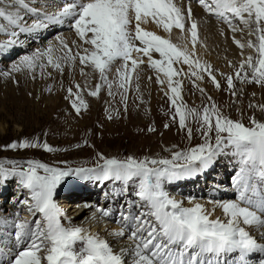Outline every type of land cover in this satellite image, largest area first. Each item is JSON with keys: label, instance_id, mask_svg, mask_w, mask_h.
Returning a JSON list of instances; mask_svg holds the SVG:
<instances>
[{"label": "snow or ice", "instance_id": "obj_1", "mask_svg": "<svg viewBox=\"0 0 264 264\" xmlns=\"http://www.w3.org/2000/svg\"><path fill=\"white\" fill-rule=\"evenodd\" d=\"M197 2L227 23L233 32L242 30L235 23L239 21L249 35L256 36L257 43L250 40L247 45L234 37L242 50L247 46L258 52L257 59L248 56L241 62L235 76L242 83L255 82L264 86V0ZM62 3L55 13L42 12L26 0H14L7 9L0 7V18L18 29L11 31L13 39L0 48L16 44L20 33H33L65 22L82 41L81 51L74 53L58 36L62 56L54 57V46L49 45L42 52L25 55L19 65L14 66V71L22 67L35 70L37 66L43 71L51 65L62 72L64 63L75 66L79 58L84 66L81 75H88L84 68L89 66L100 74L102 83L90 91L91 96H98L105 85L112 95L116 83L123 90L121 97L126 101L134 77L138 78L135 76L137 69L145 62L143 57H147L150 67L158 73L157 82L162 86L167 83L171 92L170 102L175 110L173 120L178 117L179 127L187 130L189 138L193 130L187 122L197 123V131L204 142L186 151L174 152L171 159L146 157L138 160L131 156L117 159L101 154L102 163L93 168H61L35 160L27 161L26 166L10 161L12 167H5L0 163V184L16 179L26 192V198L19 203L27 207L34 218L32 221L19 219L18 213L11 221L0 218V264H264V122L253 117L251 126H246L242 121L233 120L222 113L211 97H208L210 104L204 106L202 112L183 102L182 81L174 77L190 74L195 77L193 85L199 88L196 81L204 78L202 72H207L215 86L220 87L211 66L196 56L198 22L192 18L190 4L185 12L175 0H62ZM21 9L37 19L30 25L25 23ZM150 20L169 36L173 29L183 34L190 21L187 31L191 50L187 43H173L170 38L142 27ZM0 31H3L2 25ZM184 39L182 35L181 40ZM153 53H158L160 59H155ZM45 57L47 65H38ZM117 61L122 63L116 68L117 80L112 81L108 73ZM181 63L188 65L189 73L174 67ZM245 66L251 70V76ZM161 73L166 80L161 79ZM227 85L230 90L235 88L232 76L227 77ZM75 87L76 92L72 88L68 92L74 98L72 107L79 114L88 105L80 94L81 86L76 84ZM199 90L202 94L205 91ZM232 95H236L235 91ZM6 147H43L48 152L56 151L47 143L28 140ZM224 155L237 160L236 199L215 201L214 208L209 211L200 203L185 207L165 190V183L200 174ZM73 176L84 181L114 180L121 182V187L135 186L133 190L139 203L132 201L124 206L119 221L122 226L111 233L118 239L126 238L129 241L126 247L117 250L98 233L63 222L65 213L55 197L58 189ZM216 208L222 209L226 220L211 218ZM99 211L102 217L112 215L108 209ZM245 226H254L257 235Z\"/></svg>", "mask_w": 264, "mask_h": 264}, {"label": "rangeland", "instance_id": "obj_2", "mask_svg": "<svg viewBox=\"0 0 264 264\" xmlns=\"http://www.w3.org/2000/svg\"><path fill=\"white\" fill-rule=\"evenodd\" d=\"M52 1L26 0L30 6L37 7L42 12L55 13L62 7V4L56 1H53V4ZM13 3L14 0H0V7L7 9ZM48 3H52L53 9L47 5ZM192 6L198 5L192 4ZM23 11L26 12V10L21 9L22 13ZM26 14L23 13V16L25 23L29 25L37 19L31 14L28 15L27 12ZM0 25L3 26V31H0V45H4L7 44L5 39H12L11 31H18V29H15L3 18L0 19ZM238 26L242 30H238V33L235 34V40H239L245 45L250 40L253 44L257 43L256 36L249 35L243 24L239 23ZM72 31L73 29L61 32ZM61 32L59 30L51 32L47 39L42 40L43 43L36 41L39 45L38 50L42 52L49 45H53L55 49L53 56L57 58L62 56L64 53L61 51V46L50 42L56 36L55 34ZM76 36L78 35L76 34ZM20 44L19 42L17 46L19 47ZM214 46L215 51L210 54L216 65L211 68V71L220 83V87L215 86L207 72H202L201 75L204 78L196 81L199 88L193 85L195 77L190 74L187 76L182 74L179 78L182 81L183 102L189 108H195L202 112L203 107L210 104L208 97H211L212 102L219 106L222 113L233 120L242 121L246 126H251L250 121L253 117L257 121L264 122V87L255 82L242 83L235 76V73L240 69L241 62L245 61L248 56H252L254 60L257 59L258 52L254 47L249 48L247 46L242 50L234 42V37H229L227 40L223 39ZM72 49L74 53L79 51L77 45ZM38 50H24L14 53V50H10L9 47L0 48V62H4L3 60L15 62L22 56L35 54ZM39 63L47 65V58L39 61L38 65ZM82 66L79 58H77L75 66L64 63L62 72L51 65H47L43 71L39 66L35 70L22 67L20 71H14V68L3 67L0 64V163L4 164L5 167H12L8 163L10 161L26 166L27 161L35 160L61 168H93L98 163H102L101 154L106 158L117 159H125L129 156L138 160L146 157L149 159H171L174 152L186 151L204 142L203 136L197 131V123L192 120L187 122L193 130L192 136L189 138L187 130L179 127L178 117L173 120L175 110L168 98L165 100L163 97L164 100L160 103H153L150 101L151 96L149 97L147 94L148 97L146 96L145 102L140 103L132 96L130 90L126 94L125 101L121 97L123 91L112 92L113 94L109 95V92L106 91V85L105 89L102 87L98 96H91L88 90H93L99 81L96 77L81 75L80 68ZM183 67L186 68L184 73H189L188 65L183 64ZM245 71L251 76V70L247 66H245ZM228 76H232L234 80L235 88L232 90L227 85ZM76 84L81 86L80 94L88 105L87 109H82L79 114L72 107L74 98L70 97L69 93L63 92L69 86L73 92H76ZM199 89H204V93L202 94ZM232 91H235L236 95H232ZM25 140L38 141L40 144L47 143L56 151L48 152L43 147L26 149L6 147L13 142L22 143ZM230 162H232L230 155L221 156L211 168L189 178L165 183L164 188L169 186L171 190L181 191L185 197L189 198L193 197L195 192L203 191L206 193L210 190L211 184L209 183L217 180L222 181L224 187L227 188V184L230 182V175L228 176L230 173L228 167L231 165L228 164ZM202 173L207 174L204 179H202ZM216 175L221 178L216 177ZM109 183L111 188L109 192L111 191L113 195L118 194V189L121 188L118 183L121 182L109 180ZM15 184H17L16 179L0 184V198L5 199L6 197L3 201L5 208L0 209V218L12 220L18 213L19 219H22L26 215L22 205L19 202L16 203L12 198L17 192ZM65 185L66 188L62 189L63 191L72 189L74 193L84 187L81 186V180L75 176L68 178L61 187ZM133 189L132 194L135 195ZM62 190L61 188L58 189L55 199L59 198L58 195ZM122 191L124 189L121 190V193ZM73 195V201H80L86 197L92 200L91 197H93V195ZM118 196L119 199L124 200L120 195ZM102 198L103 195L100 197L99 194L98 198L95 197L93 200L101 202ZM196 198L204 197L197 196ZM6 206L7 208L12 207L16 212L14 214L9 213L11 216L6 217V212H8ZM29 216L31 215L29 214Z\"/></svg>", "mask_w": 264, "mask_h": 264}, {"label": "bare ground", "instance_id": "obj_3", "mask_svg": "<svg viewBox=\"0 0 264 264\" xmlns=\"http://www.w3.org/2000/svg\"><path fill=\"white\" fill-rule=\"evenodd\" d=\"M175 2L178 4V6H181L185 10V12H186L188 5L191 4V3L186 4L184 0H183V2H180V0H175ZM197 5H198V7H193V6L191 7L192 18L198 22L199 42L197 43L196 49H195L196 56L199 58V60L201 62H207V64L210 65L211 68H213V66L216 65V62L210 53H213L215 51L214 45H216L217 42L218 43L221 42L223 39L227 40L229 37H235V34H237L238 31L233 32L229 28L227 23H225L221 19L217 18L215 15L210 14L208 11H206L203 8V6H201L199 4H197ZM23 13L25 15H27L26 12L23 11ZM23 13L21 12L22 15H23ZM28 15H30V14H28ZM235 23L239 24L240 22L236 21ZM189 25H190V21L188 23H186V29H185V32L183 34L180 32V30L173 29L170 36H169V33L165 32L162 29V27H158L151 20L147 24H143L142 27H144L148 31L156 32L157 34H159L165 38H170L173 43H176V44L187 43L189 50H191L192 45L190 42V34L187 31ZM55 26L65 28V29L70 28L68 26V23H65L63 25H50L47 29L37 30L36 32H33V33H20L18 35V37H16L17 43L10 46L9 49L12 51L14 50V53H16L17 51H24V50L36 51L39 49V45H37L38 42H36V41L42 42L43 38H47V36L51 32L53 33V32L60 30V28L53 29ZM73 31L72 32H66V33L61 32V33L55 34L56 36H54V38L51 39L50 42L60 45L59 41L57 40V37L59 36L64 41H66L70 47L74 48L75 45H77V47L79 48V51H81V48L79 46L82 44V41H80L79 37L76 36V33ZM182 35L185 37L184 40H181ZM32 39H33V41H32ZM8 41H9L8 39H5V42H8ZM19 42L21 44L18 47L17 45H19ZM137 43L139 44L138 41H137ZM59 45H57V46H59ZM83 47H90V46L89 45H83ZM23 57L24 56L20 57L15 62H9L8 60H3L4 62H0V64L3 67H10L13 69L14 66L19 65V63ZM153 57L155 59H160L158 53H153ZM143 59L145 62L139 66V68L137 69V72L135 74V76H138V78L134 77L132 85L129 89V91L131 90L132 96L135 97L136 100H138L140 103L147 99V97H148L147 94L149 95V97L151 96V99L150 98L149 99L153 103H157V102L160 103V101L164 100L163 97H165V100H166V98L170 99L171 92L168 89L167 83H165L163 86L160 83H158L157 82L158 73L150 67L147 57H143ZM121 63H122V61H117L112 66V70L108 73V79L109 80H112V81L117 80L116 68L119 67L121 65ZM82 67H84V66H82ZM175 67L182 68L183 72L186 70V68L183 67L182 63L175 65ZM84 71L86 73H88L89 77H96L99 81V84L102 83V82H100L101 79H100L99 72L94 71L91 66L85 67ZM159 75H160L161 79L166 80V78L163 76L162 73ZM185 76H187V75H185ZM149 77H151V79H149ZM173 79L174 80H176V79L180 80L179 77H174ZM132 87H133V90H132ZM137 87L139 88V91H137ZM69 88H71V86H69L65 90H63V92L69 93L68 92ZM104 89H105V86H104ZM93 90H95V88ZM90 91H92V90H88V93H90ZM106 91L109 92V89L106 88ZM111 91L113 93H117L118 91L122 92L123 90L119 89L118 85L116 83H114ZM166 92L168 93V95L165 94ZM128 100L131 102L130 99H128ZM145 105H147V104H145ZM155 106H156V104H155ZM168 107H169V105H168ZM64 126H65V124H64ZM234 164L237 165L236 159L233 163H231V165H234ZM206 175L207 174L202 173V175H201L202 179H204L206 177ZM216 177H218V175H216ZM218 178H221V177H218ZM233 180H234V178H233ZM101 182H102V180H100L99 184H101ZM209 184H211V186H214L218 191H222L223 189L224 190L220 193V192L212 190L210 188V190L207 191L206 193H203V191L195 192L193 197H191V198L185 197L181 191H177L174 189L171 190L169 186L165 187V190L173 198L182 201L183 205L185 207H191V206H193L194 203H200V204H203L206 207V209H208L209 211H211L214 208V202L215 201H222V200L223 201H229V200L234 199L233 196H230L231 192H233V191H231L230 187L225 188L222 181L217 180L215 182H210ZM91 187L92 186H90V189H93ZM15 188H16L17 192H16V194H14V196L12 198L15 200L16 203H18L20 199L26 198V195H25L26 193L24 194L25 190H23L19 186L18 183L15 184ZM106 188H107V186H106ZM109 189H111V188L108 185V188L106 190H109ZM125 192H127V191H125V190L122 191V193H125ZM107 193H108V191H107ZM132 193H133L132 189H129L128 193H127L128 195L126 194L124 197H129V195H131ZM207 193H209V194H207ZM92 195H93V197L96 196V198H98L99 193H97V191H96V195H95V193ZM132 196H133V194H132ZM197 196L198 197L202 196L204 198H196ZM124 197L122 199L125 200ZM88 198L89 197H86L80 201H73L72 196H70V194H69L66 197H60V198L56 199L57 203L59 204V206L62 208V210L65 213L64 219H65L66 225L81 226V227H84V228L90 230V232H92V233H98L102 238L108 240L109 243L117 250H119L121 247H126L129 243V241L126 238L118 239L111 234L112 232L119 230L120 227L122 226L120 223H118V221L114 222V220L115 219L117 220L118 218H120V213L122 211H121V209H118L115 207L117 206V204L119 206L123 200L119 199V196L116 197L115 195H113L112 192L108 193V194L105 193V194H103V198L101 199V204H105V205H104V207H101L100 206L101 204L100 205H99V203L96 204L97 202H99V200L95 201L96 203H93V200H89ZM194 198H196V199H194ZM5 199H6V197H5ZM5 199L0 198V209L5 208V205L3 202ZM109 203H113V205H114L113 208H115L114 210L111 211L112 215L110 216V219H111L110 221L107 218L102 217L100 214V211H99V209H105L106 205ZM14 205H15V203H14ZM7 209H8V212H6V217L11 216V214H9V213L14 214L16 212V211H14V209H12V207L7 208V206H6V210ZM0 214H1V212H0ZM28 216H29V214L25 215L24 217L28 218ZM218 217L221 219H225V220L227 219L224 216L222 209H220V208L215 209L211 218L216 219ZM8 220L11 221L10 219H8ZM245 227L253 235H257V230L254 226H245Z\"/></svg>", "mask_w": 264, "mask_h": 264}]
</instances>
